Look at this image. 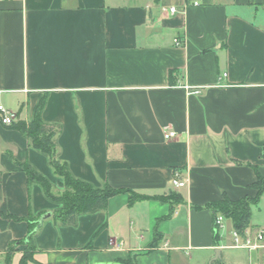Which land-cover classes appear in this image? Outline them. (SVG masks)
Masks as SVG:
<instances>
[{
	"label": "crops",
	"instance_id": "1",
	"mask_svg": "<svg viewBox=\"0 0 264 264\" xmlns=\"http://www.w3.org/2000/svg\"><path fill=\"white\" fill-rule=\"evenodd\" d=\"M263 2L0 0V104L29 121L46 96L43 119L63 126L60 157L73 174L123 191L76 226L45 219L27 264H124L130 255L137 264H264V247H229L224 216L216 245L221 214L206 208L256 195L251 184L264 175ZM167 127L176 136L165 139ZM26 160L61 180L0 122L1 213L56 208L29 186ZM175 172L184 186H173ZM126 190L143 198L131 203ZM249 229L264 230V193ZM29 230L0 214V264L8 254L20 264L22 244L8 248Z\"/></svg>",
	"mask_w": 264,
	"mask_h": 264
},
{
	"label": "trees",
	"instance_id": "2",
	"mask_svg": "<svg viewBox=\"0 0 264 264\" xmlns=\"http://www.w3.org/2000/svg\"><path fill=\"white\" fill-rule=\"evenodd\" d=\"M171 83H173V80H171ZM45 105L46 96H42L35 105L32 118L29 121L18 119L10 126L18 129L28 139L29 145L32 148L47 157L50 167L61 180L57 185H54L28 160L20 162L19 165L27 175L29 186L33 184L39 185L46 199L56 205V208L51 210V217L54 223L57 226H76L79 216L105 210L109 199L123 191L109 185L96 186L94 183L73 174L69 164L60 157L59 137L63 126L61 123L47 122L43 119L42 115ZM262 157L264 158V147ZM59 185L64 189V192L62 194H55L53 189ZM251 187L257 191L256 195H247L240 199H231L227 195H224L221 200L208 204L206 208L212 209L215 215L221 214L226 219H229L233 229L243 233L250 227L252 207L258 204L261 195L264 193V175L258 170L257 179L251 184ZM126 191L129 193L131 203L143 198V196L131 190ZM160 199L168 200L171 199V196H160ZM45 212H41L32 218H21L0 212L1 215L16 220L26 219L30 226L27 237L14 241L9 246L8 251L24 242L28 243V245L30 244L36 250L35 237L41 227L38 225V219ZM214 243L219 245V230L217 226L214 230ZM32 259L33 254L29 257L26 250L20 259V264H27ZM10 260L11 258L8 254L5 264H10ZM216 262L224 264L220 261ZM124 264H137L135 255H130L127 260H124Z\"/></svg>",
	"mask_w": 264,
	"mask_h": 264
},
{
	"label": "built area",
	"instance_id": "3",
	"mask_svg": "<svg viewBox=\"0 0 264 264\" xmlns=\"http://www.w3.org/2000/svg\"><path fill=\"white\" fill-rule=\"evenodd\" d=\"M170 11L174 13L176 11V8L171 7ZM186 88L193 93L199 92V88H191L190 86H186ZM18 119H20V117L16 112H13L0 104V122L2 124L11 125ZM174 136H176V131L171 127H167L164 133L165 139H171ZM185 183V180L179 178V174L175 172L172 179L173 186L182 187L185 185ZM222 221L223 215H217L215 218V227L217 226L218 230L222 225ZM231 240L232 241L229 246L231 248H242L248 251H256L264 247V230H251L247 228L243 233H241L233 229L231 232Z\"/></svg>",
	"mask_w": 264,
	"mask_h": 264
},
{
	"label": "rangeland",
	"instance_id": "4",
	"mask_svg": "<svg viewBox=\"0 0 264 264\" xmlns=\"http://www.w3.org/2000/svg\"><path fill=\"white\" fill-rule=\"evenodd\" d=\"M53 192L55 194H62L64 192V189L59 185V186H55V188L53 189ZM231 222V221H230ZM22 246L24 247L23 249V253L27 250V254L30 257L32 254H34L35 250L33 249V247H31V245L26 242H24L22 244ZM207 264H219L217 262H211L209 261Z\"/></svg>",
	"mask_w": 264,
	"mask_h": 264
},
{
	"label": "water",
	"instance_id": "5",
	"mask_svg": "<svg viewBox=\"0 0 264 264\" xmlns=\"http://www.w3.org/2000/svg\"><path fill=\"white\" fill-rule=\"evenodd\" d=\"M52 213L51 212H46L44 214H42L40 216V218L38 219V225H42V223L44 222L45 219H48L49 217H51ZM215 256L213 257V260L215 259H220L221 258V249L219 247L215 248Z\"/></svg>",
	"mask_w": 264,
	"mask_h": 264
}]
</instances>
